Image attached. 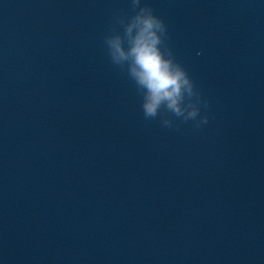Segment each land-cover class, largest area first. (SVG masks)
<instances>
[{
    "label": "water",
    "instance_id": "1",
    "mask_svg": "<svg viewBox=\"0 0 264 264\" xmlns=\"http://www.w3.org/2000/svg\"><path fill=\"white\" fill-rule=\"evenodd\" d=\"M145 3L201 129L110 62L131 0H0V264H264V0Z\"/></svg>",
    "mask_w": 264,
    "mask_h": 264
},
{
    "label": "clouds",
    "instance_id": "2",
    "mask_svg": "<svg viewBox=\"0 0 264 264\" xmlns=\"http://www.w3.org/2000/svg\"><path fill=\"white\" fill-rule=\"evenodd\" d=\"M131 5L133 14L117 17L119 29L103 39L110 62L135 85L146 121L158 119L170 130L189 122L201 129L209 122L208 103L176 59L167 25L141 0H131Z\"/></svg>",
    "mask_w": 264,
    "mask_h": 264
}]
</instances>
